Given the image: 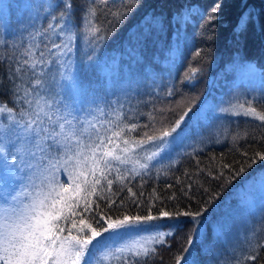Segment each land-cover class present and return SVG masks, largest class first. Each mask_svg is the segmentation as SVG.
Here are the masks:
<instances>
[{
    "label": "trees",
    "instance_id": "16d2710c",
    "mask_svg": "<svg viewBox=\"0 0 264 264\" xmlns=\"http://www.w3.org/2000/svg\"><path fill=\"white\" fill-rule=\"evenodd\" d=\"M31 3L36 14L29 23L25 22L24 28L3 31L0 25V104L13 108L17 118L22 111L31 110L25 101V90L31 89L37 78L49 82L43 75L50 67L57 66V56L51 55L49 49L53 42L61 43L63 35L56 34L58 29H48V24L66 22L61 19V14L67 11L64 0ZM70 3L67 23L80 32L76 33L78 39L74 43L92 61L88 66L91 75H100L102 63L117 62L118 70L124 71L125 77L130 76L127 77L131 86L129 95L122 100L114 94L115 107L104 104L102 110L93 105L98 127L100 122L115 121L119 114L120 123L138 125L130 136L140 140L144 132L159 135L161 129L167 130L182 111L196 108L203 97L204 102L210 101L206 113L191 122L183 144L172 150L170 159L151 164L140 170V175H134L129 165H116L126 172L127 178L121 183L115 180L113 171L109 177L114 180L110 194L115 201L112 207H107V200L93 197L101 211L115 218L121 213L143 216L149 207L154 215L161 209L195 212L206 208L203 212L206 215L225 193L264 170V161H258L242 175L230 179L229 169L222 165L237 168V162L245 160L242 152L254 155L264 151V139H261L264 126L253 117L233 114L238 109L214 112L217 105L225 109L247 101L264 111V0H70ZM134 3L139 6L134 7L123 24L109 23L112 11L133 7ZM218 3L220 10L213 14L211 9ZM89 6L98 8L95 22L102 24L107 32V38L99 43L88 36L84 26V13ZM248 14L251 18L246 30L240 32L237 25L241 17L248 19ZM209 15H215L216 19L209 22ZM29 48L31 57L25 55ZM234 54L244 60L241 72L225 66ZM33 59L50 63H38L35 69L24 64L25 60ZM191 69L198 71L187 79ZM98 83L103 85L104 81ZM56 174L61 181L68 179L63 169ZM260 217L252 235L227 264H264V210ZM190 219L181 216L179 221L164 218L153 222L173 235L166 236L164 244L150 245L156 249L155 255L129 257V260L133 264L137 261L138 264H176L175 257L183 253L189 237L196 235L194 229L198 225ZM178 223L179 227H175ZM251 255H257V260L245 259ZM123 259V254L120 259L112 254L102 264H122Z\"/></svg>",
    "mask_w": 264,
    "mask_h": 264
},
{
    "label": "snow or ice",
    "instance_id": "6c2138e0",
    "mask_svg": "<svg viewBox=\"0 0 264 264\" xmlns=\"http://www.w3.org/2000/svg\"><path fill=\"white\" fill-rule=\"evenodd\" d=\"M138 6L134 3L133 7L112 11V21L109 23L117 26L123 24L134 7ZM64 7L67 11L61 14V19L66 22L55 26L48 24V29H58L56 34L66 37L59 44L53 42L49 49L51 55L59 57H66L74 50L76 38L67 23L72 8L70 0H64ZM220 7L219 3L216 4L211 12L218 13ZM98 11L95 6H89L84 13L87 34L94 37L97 43L107 38L104 26L95 22ZM250 18L251 14H248V19L241 17L237 25L240 32L246 30ZM208 19L212 22L216 16L209 15ZM25 55L32 56L30 48ZM40 56L43 57L44 53L41 52ZM57 62L64 66V61ZM38 63L47 64L50 61H24L33 69ZM197 71L191 69V75L186 74V78L191 79ZM43 91V81L37 78L33 88L24 92L31 110L22 111L19 119L13 108L0 104V114L6 113L8 121L0 122V264H99L96 252L103 249H114L112 254L117 259L124 254L122 264H133L129 257L155 255L156 249L150 245L164 244L165 237L173 235L172 231L157 230L143 243L132 241L127 248L115 247L109 242L125 233L146 230L145 226L164 218L179 221L181 216L190 217L192 224L199 225V217L206 208L195 212L161 209L154 215L149 207L143 216L121 213L113 218L101 211L100 204L93 199L107 200V207L111 208L115 201L110 195L113 194L114 183L110 175L115 171V180L121 183L127 178L126 172H121L116 165L132 163L134 167L131 171L134 175H140L137 166L146 170L149 167L146 161L167 150L171 143L168 138L175 139L173 133L179 135L177 130L192 111L191 107L182 111L179 119L167 130L161 129L159 135L144 132L143 139L135 140L130 133L135 132L138 125L120 123L122 117L119 114L115 121L100 122L98 127L93 120L74 115L66 106L62 111L59 102L41 95ZM32 92H35V96L28 99ZM231 109H238L233 114L253 117L264 126V111L258 110L252 101L231 105L221 111ZM145 139L159 141L156 145L158 151L145 156V162H142L132 153L133 146L142 145ZM241 155L245 160L237 162V168L222 165L229 169L230 179L242 175L258 161H264V151H257L254 155L242 152ZM60 169L66 173V181L58 178L56 173ZM17 182H20L19 186L13 187ZM128 191L132 193L131 188ZM171 198L175 199L174 196ZM175 227H179V223ZM194 231L198 232V227ZM193 246L194 237H189L183 253L175 257L176 264H193L185 255ZM245 259L255 261L257 255Z\"/></svg>",
    "mask_w": 264,
    "mask_h": 264
},
{
    "label": "rangeland",
    "instance_id": "374dc122",
    "mask_svg": "<svg viewBox=\"0 0 264 264\" xmlns=\"http://www.w3.org/2000/svg\"><path fill=\"white\" fill-rule=\"evenodd\" d=\"M30 1L32 2V0L0 1V25L3 31L24 28L25 22L29 23L28 21H31L35 17V8ZM71 28L72 33L76 37L75 41L77 42L78 38L76 33L79 34L80 32H77L75 27ZM62 39H66V37L63 36ZM73 48L74 50L68 56H57V61H64V66L56 62L57 66L50 67L49 71L43 75L44 78L42 76L45 80L49 79V82L43 81L44 91L41 95L50 101L55 100L59 102L62 110L66 106L69 111H72L79 118L91 119L94 123L98 124V117L94 113L93 105H98V108L102 107V110L104 109V104L115 107L113 104V99L115 100L114 94L119 95L122 100L125 96L129 95L131 86L127 77L130 76L125 77L124 71L118 70L117 62H114L113 65L102 63L99 65L101 69L98 73L100 75H91L92 72L90 73L88 66L91 65L92 61L89 60L87 54L82 50L79 52L76 43L73 44ZM244 65V60L240 59L237 54H234V57L225 64L229 70L235 69L239 72L242 71ZM127 66L125 64V67ZM98 78L100 79L98 80ZM103 81V85L98 83ZM30 88L32 89L33 85ZM34 96L35 92L31 94L30 99ZM209 105L210 101L204 102L203 97L196 108H191L192 111L185 118L181 128L177 130L179 135L173 133L175 139L172 137L168 138L171 143L167 150L151 161H146L148 165L157 163L161 159H170L172 150L183 144L185 139L184 135L190 129L191 122L201 114H205ZM221 109L222 105H217L214 112L222 113ZM0 122H8L6 113L0 114ZM158 143L159 141H145V143L138 147L134 145L133 157L145 162V156L150 155L154 151H158L156 147ZM126 165H129L131 168L134 167L132 163ZM137 170L140 171L142 169H139L137 166ZM19 184L20 182H17L13 187H18ZM263 210L264 170H260L225 193L222 199L216 201L210 210L206 212V215L204 214L199 217V231L194 236V246L186 254L187 259L191 260L193 264L229 263V259L239 253V248L247 240V237L252 235L251 232L256 228ZM145 229L122 234L109 243L115 247L127 248L132 244V241H136L138 244L143 243L145 239L157 230L167 232L164 228H154L151 225L145 226ZM106 236L107 234H105ZM113 251L114 249L97 251L96 256L99 264H102L105 259L108 260Z\"/></svg>",
    "mask_w": 264,
    "mask_h": 264
}]
</instances>
